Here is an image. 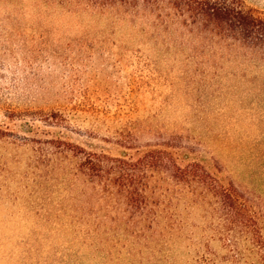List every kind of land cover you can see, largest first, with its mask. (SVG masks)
<instances>
[{
	"label": "rangeland",
	"instance_id": "obj_1",
	"mask_svg": "<svg viewBox=\"0 0 264 264\" xmlns=\"http://www.w3.org/2000/svg\"><path fill=\"white\" fill-rule=\"evenodd\" d=\"M192 2L0 0V264L225 257L218 215L191 197L175 236L128 227L122 202L80 173L93 154L161 148L264 206V54L195 23ZM243 2L264 17V0ZM165 176L148 180L160 199Z\"/></svg>",
	"mask_w": 264,
	"mask_h": 264
},
{
	"label": "trees",
	"instance_id": "obj_2",
	"mask_svg": "<svg viewBox=\"0 0 264 264\" xmlns=\"http://www.w3.org/2000/svg\"><path fill=\"white\" fill-rule=\"evenodd\" d=\"M187 7L195 23L202 22L225 36V41L264 54V17L247 8L243 0H193ZM180 161L160 148L129 160L93 154L79 168L90 182L98 183L122 202L128 215L125 224L134 226L141 236L148 232L163 238L179 234L186 225L178 212L179 201L187 197H191V207L203 208L208 215L217 214L212 231L224 241L225 257L197 252L194 264H264V206L241 192L231 180L223 184L206 165ZM160 171L165 172L166 182H172L162 199L156 197L148 182Z\"/></svg>",
	"mask_w": 264,
	"mask_h": 264
}]
</instances>
